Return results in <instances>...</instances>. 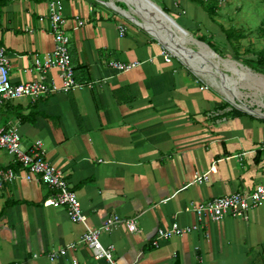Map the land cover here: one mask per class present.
<instances>
[{"label": "crops", "instance_id": "0c3cea01", "mask_svg": "<svg viewBox=\"0 0 264 264\" xmlns=\"http://www.w3.org/2000/svg\"><path fill=\"white\" fill-rule=\"evenodd\" d=\"M59 1L76 87L60 90L59 72L47 71L45 80L59 90L5 105L0 127L17 130L25 150L41 143L45 159L65 173L90 228L111 219H136L142 234L120 224L100 237L104 247H113L116 264H264V208L251 210L247 220L204 219L201 229L152 246L158 229L194 225L197 204L264 185V117L234 110L229 98L226 103L193 71L218 80L221 90L215 72L225 71L227 81L237 83L238 63L228 64L221 53L191 38L204 31L219 39L222 31L214 18L192 0H152L187 31L182 46L190 55L181 58L135 14L140 24L94 2L106 6L100 0ZM122 1L129 12L135 10ZM48 14L45 0L0 6V47L14 84L42 76L33 57L54 48ZM170 26L167 30L179 37ZM112 60L139 65L120 73L108 67ZM212 165L216 173L194 183V175ZM7 167L19 171L0 151V169ZM49 195L44 185L23 179L0 189V264H108L94 259L86 245L49 260L51 252L75 244L85 232L64 208L43 207Z\"/></svg>", "mask_w": 264, "mask_h": 264}, {"label": "built area", "instance_id": "2783aa9c", "mask_svg": "<svg viewBox=\"0 0 264 264\" xmlns=\"http://www.w3.org/2000/svg\"><path fill=\"white\" fill-rule=\"evenodd\" d=\"M45 1L48 4V19L54 38V48L49 53L33 57V67L42 74L39 80L14 84L10 76V65L6 50L0 47V112L9 103L37 100L59 90L54 84L47 82L43 76L51 69H56L59 72L62 81L60 90L69 92L76 87L74 67L69 54L70 39L62 30L64 20L61 2L59 0ZM118 30L119 36L125 34L123 26L119 25ZM164 60L167 63L171 62L170 57L166 54ZM138 65V63H121L114 60L108 62L109 68L120 73L131 71ZM203 89L201 88V90ZM0 151L7 152L12 157L13 163L19 167V171L11 167L0 169V189L7 184H13L19 179L44 185L49 190L50 195L42 202L43 207L64 208L71 222L82 224L85 227V232L78 242L53 251L48 255L51 262L66 256L77 245H86L92 251L94 259H104L108 264H116L113 258V247H104L100 241L101 235L110 231L111 227L120 224L129 233H143L142 228L137 225L136 219L122 221L111 219L98 228H90L86 223L87 217L82 212L81 202L77 194L70 189L65 173L45 159V153L39 141L25 150L21 144V135L17 130L0 127ZM209 173H216L215 165H212L207 173H196L193 177L194 183L202 184L206 182ZM257 208H264L263 184L256 185L248 192L233 193L197 204L192 210L197 220L194 225L181 226L178 223H173L167 229H158L152 241V246L158 247L160 240L189 235L201 229L200 222L204 219L215 223L220 222L225 217L247 220L248 213Z\"/></svg>", "mask_w": 264, "mask_h": 264}, {"label": "rangeland", "instance_id": "374dc122", "mask_svg": "<svg viewBox=\"0 0 264 264\" xmlns=\"http://www.w3.org/2000/svg\"><path fill=\"white\" fill-rule=\"evenodd\" d=\"M100 1L106 3L113 2L117 7L125 11H129V6L122 0ZM199 1L206 6L215 7L214 13L212 14V17L214 18L213 22L220 27L221 31L223 28V31L229 33V35H225L222 31L219 39L213 40L209 34H205V32L202 31L201 34L197 33L191 38L202 42L207 46V49L213 51L214 53H221L222 55L220 58L224 61L234 64L238 63L237 65H240L237 66V68H234V71L237 74V83L236 85L234 84V86L242 99L237 98L235 101L237 104L243 103L251 110H256L264 114V109H261L264 108V106H262V104H264V69L258 66L259 55L264 54V0ZM94 2H96L98 6L113 13V10L108 7L109 4L104 6L97 1ZM115 14L122 17L116 12ZM177 34L181 39H183V33H181L182 35L180 32ZM227 36L229 37L228 39ZM220 41L223 42L225 46L222 45ZM225 42L231 45V48L227 47ZM163 46L166 50L173 53L171 50L166 48L164 44ZM194 46L195 45H191L190 48ZM225 49H227V51H225ZM245 63H250V65ZM193 71L208 85V89L218 92L224 98V101H226V103L228 102L229 97L226 96V93L217 86L218 80H214L209 75L199 72L197 73L195 70ZM215 73L216 75L219 74L225 80L227 79L223 73L230 75L225 71H223V73ZM232 107L234 110L242 112L236 108L234 104H232Z\"/></svg>", "mask_w": 264, "mask_h": 264}, {"label": "water", "instance_id": "95a60500", "mask_svg": "<svg viewBox=\"0 0 264 264\" xmlns=\"http://www.w3.org/2000/svg\"><path fill=\"white\" fill-rule=\"evenodd\" d=\"M146 1L149 3L150 6H148V4L146 3L144 5L138 0H135L133 3L130 2L131 5L135 8V10H133L132 13L141 17L145 21L146 23V25L144 26L145 30H147L149 33H151L158 39H161L168 48L175 51L178 55L182 57H188L189 55L188 51L182 46L184 44L185 38L188 35L187 31H185L182 27H180L172 17L166 14L152 0H146ZM103 4L105 5L111 4L114 6L113 3H108V4L103 3ZM149 11L153 12L154 14L151 15ZM132 19H133L132 21H134L135 23L140 24L135 18ZM156 20L161 21V24H157ZM169 23H171L170 27H174L175 29L179 30L181 33L184 34L183 39H181L177 35L173 36L172 33L167 30L166 25H168ZM211 53L214 54L213 52ZM224 82L229 83L227 80L220 78V83L222 87L225 86ZM229 84L230 86L232 85L231 83Z\"/></svg>", "mask_w": 264, "mask_h": 264}, {"label": "bare ground", "instance_id": "6f19581e", "mask_svg": "<svg viewBox=\"0 0 264 264\" xmlns=\"http://www.w3.org/2000/svg\"><path fill=\"white\" fill-rule=\"evenodd\" d=\"M128 3H130V2H134L135 0H126ZM138 1H140L141 3H143L144 5H145V3L146 4H148V6H150L149 5V3L146 1V0H138ZM110 8H112L113 10H116L119 14H121L123 17H125L126 19H128L129 21H131V20H133L132 18H134L133 17V15L134 14H132L131 12H129V11H125V10H123V9H121V8H118L115 4H114V6L113 5H111V4H109L108 5ZM149 13L151 14V15H153L154 13L153 12H151V11H149ZM131 22H133V21H131ZM173 51V50H172ZM175 51H173V53H174ZM209 52V51H208ZM211 52V51H210ZM190 55V54H189ZM210 55V57H212V59H216V57L215 56H213V55H211V54H209ZM181 58H183V57H181ZM189 58V57H188ZM217 61V60H216ZM189 63V62H188ZM229 64V63H228ZM232 65V64H231ZM198 67V66H197ZM201 69H203V68H201ZM209 70V69H208ZM198 73V72H197ZM211 74H213V73H211ZM216 76V75H215ZM217 76L218 77H220L221 79H224L223 77H221L219 74H217ZM225 80V79H224ZM211 81V80H210ZM225 83V86L223 87L224 89H222L225 93H226V96H228L229 97V99L232 101V103L238 108V109H240V110H242V111H245V112H248V113H251V114H253V115H256V116H259V117H264V114H262L261 112H259V111H254V110H251L247 105H245V104H237L236 103V101H235V99H242L241 98V96H240V94L237 92V89H236V87L234 86V85H232V86H230V84L229 83H226V82H224ZM218 90V89H217ZM234 98V99H233Z\"/></svg>", "mask_w": 264, "mask_h": 264}, {"label": "trees", "instance_id": "16d2710c", "mask_svg": "<svg viewBox=\"0 0 264 264\" xmlns=\"http://www.w3.org/2000/svg\"><path fill=\"white\" fill-rule=\"evenodd\" d=\"M9 1L10 0H0V6L6 5V3L9 2ZM53 1H55V0H53ZM192 1H194V2L198 3L199 5H201V7L205 10V12L209 16H212V14L214 13V8L215 7L213 8L211 6H206L202 2H200L199 0H192ZM165 12H167V11H165ZM222 31H223V28H222ZM223 32L225 33V35H229V33L225 32V31H223ZM228 38L229 37L227 36V39ZM245 64L250 65V63H245ZM258 66L264 69V54H260L259 55V58H258ZM263 73H264V71H263Z\"/></svg>", "mask_w": 264, "mask_h": 264}]
</instances>
